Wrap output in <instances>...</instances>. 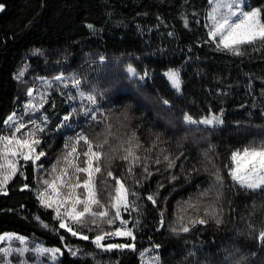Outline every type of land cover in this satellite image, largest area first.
<instances>
[{
    "label": "trees",
    "instance_id": "obj_1",
    "mask_svg": "<svg viewBox=\"0 0 264 264\" xmlns=\"http://www.w3.org/2000/svg\"><path fill=\"white\" fill-rule=\"evenodd\" d=\"M246 2L249 9H261L264 19V0ZM210 4L0 0V135L10 130L4 121L13 113L25 123L34 119L41 124L47 118L36 149L46 155L35 164L21 160L22 167L0 190V236L17 232L32 249L41 242L62 250L54 261L50 253L44 254L46 264H142L140 253L154 244L161 264H264V241L259 239L264 232V190H245L229 176L233 152L264 143V45L246 46L240 56L217 50L207 35ZM129 65L139 76L147 73L143 81L130 77ZM169 71L178 73L179 91L165 75ZM60 75L63 82L55 80ZM72 77L80 80L79 89L72 87ZM29 90L46 100L42 108L38 101L39 111L33 115L22 114L31 100ZM81 92L94 95L95 103L87 98L82 103ZM70 113L71 127L62 126ZM185 113L196 120L214 114L223 124L186 125ZM80 132L94 145L107 138L114 148L122 143L127 147L124 142L134 133L133 142L142 146L137 150L141 161L129 173V162L120 159L123 152L112 153L105 145L102 171L95 177L97 198L105 207L115 187L108 171L135 193L129 196L133 207L122 217L135 240H109L134 243V249L104 251L93 243L101 231L120 227V220L111 225L97 221L99 228L91 219L83 226L71 225L89 237L83 240L60 229L53 209L39 203L42 180L51 179L68 138ZM84 148L81 142L78 150ZM165 156L175 161L173 167L167 166ZM212 181L218 184L202 196ZM203 198L209 209L203 208ZM199 219L206 223H192ZM184 226L190 231L183 232Z\"/></svg>",
    "mask_w": 264,
    "mask_h": 264
},
{
    "label": "snow or ice",
    "instance_id": "obj_2",
    "mask_svg": "<svg viewBox=\"0 0 264 264\" xmlns=\"http://www.w3.org/2000/svg\"><path fill=\"white\" fill-rule=\"evenodd\" d=\"M245 0H214V7L209 14L211 24L209 25V31L207 35L211 38V41H216V49L231 53L232 55H243L242 49L246 46H256L257 44L264 45V19H262L261 9L256 8L250 11H245ZM222 9L224 11H222ZM0 10H3V5H0ZM105 58L100 57L103 61ZM130 77H136L140 81H143L147 73L144 76H139L135 69L131 65L126 70ZM171 81L172 86L179 91L180 81L178 73L175 71H169L165 74ZM64 77L62 75L56 76L55 80L63 82ZM72 87L79 89L80 80L76 77H72ZM67 87V84L63 85ZM28 96H32V90L27 92ZM83 97L84 93H80ZM75 99V97H70ZM90 102L95 103V96L89 93L86 97ZM46 103L45 97L41 95L39 100V108H42ZM160 103L170 108V101L161 99ZM31 112L39 111V108L35 104L29 103L27 106ZM75 110L73 109L72 112ZM71 119V113L63 118L64 124L62 126L71 127L68 121ZM91 119L95 120L93 115ZM47 118L44 117L41 124L46 123ZM183 122L190 126H204L214 128L217 125L223 124V120L216 115H210L200 120L193 119L192 116L187 113L183 116ZM4 123L8 125L10 134L0 135V190H3L8 180L14 176L18 171L20 161L27 163L32 161L34 164L39 161L41 157L46 153L41 150L36 151L37 147L42 143L38 137V133H42L45 129L41 127V124H37L36 120L30 119L28 123L18 120L15 113L10 115ZM31 124L33 127H29ZM110 127V126H109ZM27 129V131H25ZM136 139L133 133L129 139L124 142L128 146L124 147L123 143L118 147H112L109 145L108 139H104L103 142L93 144L89 138L82 132L77 133L75 137H69L65 143L66 152L57 159L56 164L51 169V179H43V190L38 194L39 203L49 209H53L55 217L59 220L58 227L66 230L72 236H78L80 239L88 240L87 235H83L73 229L71 225L83 226L85 219L90 217L91 223L95 224L99 228L97 221L105 222L109 225L113 224L115 220H120L121 226L115 231L103 232L96 235L93 238V243L97 248L104 251H111L113 249H134V243L130 244H104L103 241L111 237H127L134 241L135 236L131 229L124 227L127 221L121 217V211H128L133 205L129 201L130 193L129 188L120 179L113 176L111 171L107 172V177L112 178L115 181V187L113 191L108 194L109 201L108 206L105 207L97 198L95 176L101 173L102 168L100 166L101 160L106 156L104 151L105 145H108L109 151L115 153L122 151L123 154L120 159L129 162L127 171L132 172L133 167L137 166L141 161V157L137 155V150L142 146L139 142H133ZM159 139V137H157ZM83 142L85 148L84 151H78V146ZM83 156V166H81L80 157ZM109 159L112 157L109 156ZM165 161H168L167 166L173 167L174 160H170L168 156L164 157ZM232 166L229 168V176L235 185L245 190H264V143L255 147H247L242 150L233 152L230 156ZM156 164H160L159 158L155 160ZM63 164V167L57 171L58 165ZM19 166V167H18ZM42 168L43 165H40ZM71 171V174H70ZM145 173H148L147 166L143 168ZM84 175V179H80V175ZM221 177L217 176L219 182ZM25 188L28 186L25 185ZM83 189V193H80L78 189ZM61 189H65L64 194L61 193ZM202 196H206L207 193H201ZM153 204L156 203L153 196L147 197ZM82 206V207H78ZM93 206H97L100 210L94 211ZM195 208V205H190ZM63 209V212L61 211ZM111 209V213L109 211ZM208 213L206 212V215ZM215 216V212L211 213ZM71 221V225L67 222ZM221 221L216 219V223ZM193 224H205L204 219L192 221ZM183 232H189L190 228L184 226L181 229ZM175 231V229H173ZM11 236H0V240H11ZM15 239L23 242L22 237H15ZM259 239L264 241V232L259 234ZM158 247V246H157ZM4 255L10 254V249L4 248L0 250ZM26 248L15 249L18 255H23L27 252ZM71 251V250H70ZM35 253L37 256H41L47 253L51 254V258H55L58 254H61L59 248H36Z\"/></svg>",
    "mask_w": 264,
    "mask_h": 264
},
{
    "label": "rangeland",
    "instance_id": "obj_3",
    "mask_svg": "<svg viewBox=\"0 0 264 264\" xmlns=\"http://www.w3.org/2000/svg\"><path fill=\"white\" fill-rule=\"evenodd\" d=\"M246 3L247 2L245 0V7H244L245 11H250V10L256 9V8H252V9L247 8L246 7ZM213 7H214V0H211V4H210V7H209V10H208V13H207L208 25L211 24V21L209 19V14L211 13V10H212ZM222 11H224V10L222 9ZM183 20L188 25L189 17L187 15H185L183 17ZM79 87H81V85ZM40 97H41V94H37V92L35 94H33L31 96V100L30 101L28 100V102H26L24 104L25 105V110L23 111L22 114H24V113H25V115L26 114H30V115L35 114V112H31L30 110H28L27 106L29 105V103H31V104L37 105V107H38V101L40 100ZM85 98H86L85 94H84L83 97L80 96V100H81L82 103H86ZM6 134H10V130L5 132L2 135H6ZM78 151L83 152L84 149H79ZM83 160H84V157L81 156L80 157L81 166H83V163H82ZM101 163L102 162H100V166H101ZM81 175H83V174H81ZM217 184L218 183H215V182L212 181L210 183V185L205 189V193L206 192L211 193L212 192V188L211 187L216 186ZM65 191H66L65 189H61V193L62 194H64ZM78 191L80 193H83L84 190L81 188V189H78ZM203 200H204V202L202 204L203 208L209 209V207H210L209 202L205 198H203ZM78 207H82V206H78ZM93 210L97 211L94 208V206H93ZM124 213H125V211L122 210L121 211V217H123ZM89 219H91V218L88 217L85 220H89ZM67 222L71 225V221L70 220H68ZM124 227H126V226H124ZM3 236H11V237H13V239H11V240H0V250H2L4 248H8V249L11 250L9 255H4V253L2 251H0V264H46V263H48L49 260L45 259L44 255L37 256L36 253H35V249L36 248H49V249H56L57 248V247H47V246L43 245L41 242H36L37 243L36 247L34 249H32L31 245H30V242L27 240V237L24 236V235H21L20 233H17V232H8V233H6ZM15 237H22L23 238V242H21L18 239H15ZM114 238H117V237L107 238V239H105L103 241V243L104 244L114 243V242H110L109 241L110 239H114ZM106 240H108V241H106ZM115 244H117V243H115ZM157 246L158 245H155V244L154 245H150L149 247H147L144 251H142L140 253L141 263L142 264H161L160 263L159 246L158 247ZM18 248H26V249H28V251L25 252L23 255H18L15 252V249H18ZM30 253H33L35 255L33 260L30 258ZM61 254H62V250H61ZM59 256H60V254H58L54 259L51 258L50 260L54 261Z\"/></svg>",
    "mask_w": 264,
    "mask_h": 264
}]
</instances>
